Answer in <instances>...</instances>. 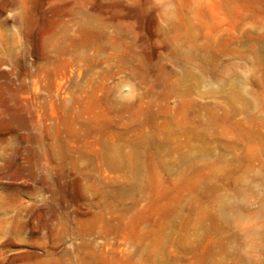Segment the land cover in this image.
I'll return each instance as SVG.
<instances>
[{
  "label": "rangeland",
  "instance_id": "obj_1",
  "mask_svg": "<svg viewBox=\"0 0 264 264\" xmlns=\"http://www.w3.org/2000/svg\"><path fill=\"white\" fill-rule=\"evenodd\" d=\"M0 264H264V0H0Z\"/></svg>",
  "mask_w": 264,
  "mask_h": 264
}]
</instances>
